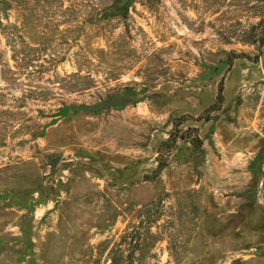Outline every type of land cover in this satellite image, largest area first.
Segmentation results:
<instances>
[{
  "label": "rangeland",
  "instance_id": "1",
  "mask_svg": "<svg viewBox=\"0 0 264 264\" xmlns=\"http://www.w3.org/2000/svg\"><path fill=\"white\" fill-rule=\"evenodd\" d=\"M0 264H264V0H0Z\"/></svg>",
  "mask_w": 264,
  "mask_h": 264
},
{
  "label": "trees",
  "instance_id": "2",
  "mask_svg": "<svg viewBox=\"0 0 264 264\" xmlns=\"http://www.w3.org/2000/svg\"><path fill=\"white\" fill-rule=\"evenodd\" d=\"M220 95V94H219ZM221 98V95L219 96Z\"/></svg>",
  "mask_w": 264,
  "mask_h": 264
}]
</instances>
